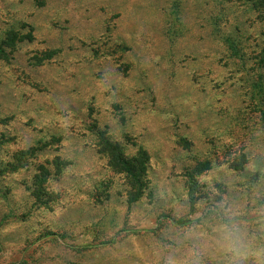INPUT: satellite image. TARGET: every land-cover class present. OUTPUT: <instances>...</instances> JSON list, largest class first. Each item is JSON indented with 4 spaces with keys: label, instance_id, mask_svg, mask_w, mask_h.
Returning <instances> with one entry per match:
<instances>
[{
    "label": "rangeland",
    "instance_id": "374dc122",
    "mask_svg": "<svg viewBox=\"0 0 264 264\" xmlns=\"http://www.w3.org/2000/svg\"><path fill=\"white\" fill-rule=\"evenodd\" d=\"M263 17L0 0V264H264Z\"/></svg>",
    "mask_w": 264,
    "mask_h": 264
},
{
    "label": "trees",
    "instance_id": "16d2710c",
    "mask_svg": "<svg viewBox=\"0 0 264 264\" xmlns=\"http://www.w3.org/2000/svg\"><path fill=\"white\" fill-rule=\"evenodd\" d=\"M240 1L245 2L246 4H248L251 9L257 11L258 13H260V15H262V14L264 15V0H240ZM226 42L228 43L229 49L232 51V53L235 56H239V57L241 56L242 57V51H240V49H239L240 47H239L238 41H235V40H232L231 38H228L226 40ZM1 53L5 54L6 52H5L4 48L0 45V54ZM262 62H264V57L262 59ZM258 82L253 81V83H252V90H253L252 99H253V101L255 103V106L260 105V101L258 99V96L259 95L261 96L264 93V82H260V83H258ZM261 115H262L261 120H262V123L264 125V110L261 111ZM123 164L125 166V172H127V174H129L133 179L138 181L139 180V176L136 173L135 168L132 165H130L125 160L123 161ZM41 196L42 195H41V192H40V193L37 194V197H35L36 202L39 205L38 207L46 206V205L49 206V203L54 200L53 198H51L45 203V202L41 201V199H40V198H42ZM219 217H221L224 220V222H228V219L224 215L219 214ZM199 221H201V220H199ZM175 223L177 225H179V226H185V225H188V224L192 223V221L191 220H182L181 219V220H178V221L176 220ZM47 235H54V233H50V234H47ZM54 236L58 237V235H54ZM59 238L60 239H65V237L62 236V235H60ZM113 242L114 241H108V242H104L102 244L107 245V244H111Z\"/></svg>",
    "mask_w": 264,
    "mask_h": 264
}]
</instances>
